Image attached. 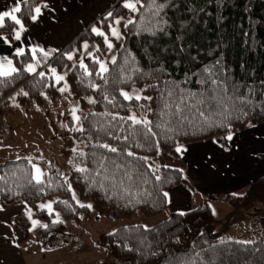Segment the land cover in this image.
Listing matches in <instances>:
<instances>
[{
	"label": "trees",
	"instance_id": "obj_1",
	"mask_svg": "<svg viewBox=\"0 0 264 264\" xmlns=\"http://www.w3.org/2000/svg\"><path fill=\"white\" fill-rule=\"evenodd\" d=\"M41 2L21 0L0 33L11 39ZM119 16L128 19L123 40L103 73L97 63L107 47L87 28L59 54L36 53L37 73L26 68V50L11 56L14 72L0 75L3 103L24 89H50L53 98L61 86L87 110L72 133L81 147L66 175L43 168L36 177L26 158L0 162V208L29 207L12 218L18 244L32 239L42 250L58 248L69 225L84 226L90 208L115 220L167 211V190L193 187L180 169L158 162L159 151L169 160L180 144L214 140L226 147L229 134L264 122V0H138L133 10L116 5L94 25L107 34ZM83 41L95 42V53L54 86L53 73ZM259 191L264 201V176L242 195H203L196 208L168 211L150 226L119 225L93 240L106 258L93 264H264V239H224L210 207L214 199L235 203Z\"/></svg>",
	"mask_w": 264,
	"mask_h": 264
},
{
	"label": "crops",
	"instance_id": "obj_2",
	"mask_svg": "<svg viewBox=\"0 0 264 264\" xmlns=\"http://www.w3.org/2000/svg\"><path fill=\"white\" fill-rule=\"evenodd\" d=\"M20 2L21 0H0V22L5 17L14 15ZM137 2L138 0H42L34 9L28 26L18 23L11 33V39L0 33V75L14 72L16 67L11 56L26 50L31 53L32 58L26 68L31 73H37L41 64L36 53L44 56L59 54L87 28L98 32L94 22L107 15L116 5L133 10ZM125 23L123 17L115 19L106 40L99 33L104 37L107 47L99 68L106 70L107 63L113 60L122 42L121 28ZM96 49L95 42H82L80 55L74 56L76 52L71 50L68 54L72 57L68 54L67 57L85 59L92 57ZM175 166L183 171L193 190L183 185L167 190V211L159 215L158 221L168 211L183 213L196 208L203 195L239 194L254 179L264 176V122L229 134L226 137V147L220 146L214 140L188 143L178 152ZM214 202L219 201L210 202L211 210ZM226 203L220 201V204ZM28 211L25 203L0 208V264H43L40 260L44 261V256H41L43 253L37 243L29 239L18 244L13 233L12 218ZM257 216H260L258 220ZM237 217L236 224L245 227L237 233L240 237L243 235L249 241L264 239V214L244 212ZM255 221H258L257 227ZM150 225V222L145 224ZM230 229L228 227L226 233Z\"/></svg>",
	"mask_w": 264,
	"mask_h": 264
},
{
	"label": "rangeland",
	"instance_id": "obj_3",
	"mask_svg": "<svg viewBox=\"0 0 264 264\" xmlns=\"http://www.w3.org/2000/svg\"><path fill=\"white\" fill-rule=\"evenodd\" d=\"M123 18L127 22V17ZM95 28L98 32H92L96 35H99V33L103 34L105 38L101 36L106 40L109 32L105 34L103 29L97 26ZM121 36L123 40L122 31ZM73 50L76 52L74 56L80 55V47ZM69 56L72 57L71 55ZM104 57L105 54L97 63V70L101 73L105 70L104 68H99V64L103 61ZM78 65L81 68L84 66V58H70L67 65L58 74L53 73V85L57 86L64 82L66 84L68 72L72 71L74 67L79 69ZM44 88V86L41 87V89ZM34 92L32 90L28 93L24 89L23 91L9 95L5 103H3V99L5 98L0 100V111H2L0 112V162L9 159L26 158L34 162L33 172L36 177L42 174L43 168L45 171L57 169L66 175L69 167L72 166L71 158L76 157L75 154H77V150L81 147L80 143L72 137V133L79 128L83 115L87 110L79 107V100L70 97L64 87L59 86L57 89L59 94L53 98L50 95L53 91H50V89L47 92L41 90L38 94ZM86 103L90 105L92 101L88 100ZM67 123H70V126ZM186 144L188 143L177 146V152H180L182 146ZM177 156L178 153L175 156H171L169 160H164L162 151H159L157 154L160 164L171 167H176ZM243 193L244 191L234 195H242ZM256 193L254 196L251 194L246 195L235 203L227 202L226 204H220V201H222L220 198L214 199L219 202L211 204L213 220L216 223L217 230L225 232L224 235L222 233L224 239L237 241L250 240L244 238L243 235L240 237L237 234L243 231L245 227L239 226L236 223L238 221L237 216L244 212L256 215L258 213L260 215L264 214V201L259 198V195L263 194V192L259 191ZM73 197L78 205L88 204L87 201H81L74 195ZM28 213L29 211L26 214ZM159 215L161 213L149 217L135 216L130 219L115 220L104 214H99L90 208L84 226H68V236L64 241V245L51 250L40 249L43 253L41 256H44V261L40 260V263L93 264L98 259L106 260L104 256H100L97 250H94L93 240L95 241L98 235L111 232L114 228L123 224L139 223L144 226L147 222L154 224L159 220ZM259 217L257 216L256 219L258 220ZM38 226H40V223H38ZM257 226L258 221H255V227ZM228 227H231V229L226 233ZM33 228L36 227L33 226Z\"/></svg>",
	"mask_w": 264,
	"mask_h": 264
}]
</instances>
